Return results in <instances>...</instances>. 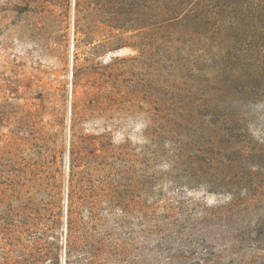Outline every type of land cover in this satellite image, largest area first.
I'll use <instances>...</instances> for the list:
<instances>
[{"label":"rangeland","instance_id":"rangeland-1","mask_svg":"<svg viewBox=\"0 0 264 264\" xmlns=\"http://www.w3.org/2000/svg\"><path fill=\"white\" fill-rule=\"evenodd\" d=\"M0 264H264V0H0Z\"/></svg>","mask_w":264,"mask_h":264}]
</instances>
